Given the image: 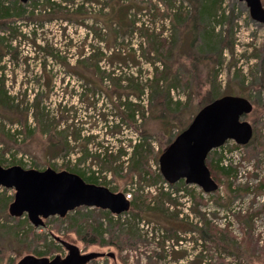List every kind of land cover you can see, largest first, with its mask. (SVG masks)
Wrapping results in <instances>:
<instances>
[{
	"label": "rangeland",
	"instance_id": "obj_1",
	"mask_svg": "<svg viewBox=\"0 0 264 264\" xmlns=\"http://www.w3.org/2000/svg\"><path fill=\"white\" fill-rule=\"evenodd\" d=\"M48 1L60 2L61 0H30L27 3L21 1L20 3L28 12H31L33 9H42ZM81 1L72 2L80 4ZM102 1L105 2V0H94L89 5V11L93 13V16L95 13H97L95 16L99 14ZM130 1L150 7L136 15L132 10L130 17L136 18L135 28L130 29V33L125 37L121 36L109 47L106 41L96 37L95 31L89 29L91 27L103 29V21L100 19L97 22L93 18L87 19L86 24L89 27L68 21H52L41 26L38 22L29 23L26 18L19 20L17 26L15 24L11 26L19 27L18 38L17 35L11 37L13 32L6 33L13 40L12 45L15 48L13 52L17 54V58L4 57L0 61V72L3 68L6 86L14 97V102L22 104L21 107L26 110V107L29 108L34 102L36 94H41V109L47 120L57 116L60 104L68 108L74 106L75 113L71 114L76 115L74 120L82 132L77 139L69 137L70 145L75 146V151L54 156L51 148L47 149V137L43 138L36 131L38 122L31 111L28 112L30 128L20 136L16 131L20 125H12L0 118V125L5 127H0L2 140L0 141V163H3L5 167L21 165L26 169L39 170L52 167L58 171L66 163L79 164L76 167L77 170L90 168L97 172L105 168L102 172L103 176H107L106 186L114 192H123L124 189H128L124 193L126 196L131 194L132 200L133 195L138 191L137 186L130 183L125 174L120 173L115 176L97 155L101 151L105 152L104 147L114 152H117L119 148H125L130 154L132 151L130 143H136L142 139L141 133L128 123H121V120L115 117L113 103L99 91L93 94L90 100L85 97L84 92L87 86L68 73L60 61H63L66 56L68 62L75 64L81 50L91 52L96 47H102L108 55H111V52L114 53L115 59L112 58L114 63L111 66L107 62L104 64L107 68L113 67L117 72L127 74L133 72L137 75L135 67L126 66V57L118 55L119 50L123 52L132 49L141 50L140 42L145 41L141 39L138 30L140 28L148 26L155 32L165 28L163 36L169 40L173 36L181 40L186 55L199 54L203 46L206 48L204 53L215 54L219 58V63L215 67L219 71L216 84L222 86V93L247 97L254 104L253 112L245 116V120L249 121L255 130L251 143L237 148V143L229 140L222 147L213 150L209 156L211 160L222 158L224 165L232 162L238 167V175L230 180L233 184L234 199L226 202V198L220 200L217 195L213 196L218 193L222 198L227 197L228 180L225 178L217 193L203 194V204L200 206L195 199L185 195L186 191L183 187L177 192L165 184L166 189L174 192V197H178L181 205L170 207L169 212L158 214L159 216L154 220L149 221L145 215L143 217L128 212L119 215L107 214V212L85 207L70 212L64 218L50 217L45 220V226L37 228L29 221L26 214L22 217L10 215L9 206L13 198L5 210L0 208L2 264L13 262L18 252L24 255L47 253L51 258L58 255L64 258L68 251L57 237L76 245L81 254L91 252L114 254V258H98L88 264H150L151 261L157 264H220L221 259H224L227 264H236L240 259L247 258L250 261L255 260L254 264H262L260 259L264 258V25L254 21L247 4L239 0H223L218 16L211 14L204 20L198 18L197 21L190 18L195 11L194 5H199L200 8L205 0H193L194 3L190 0H123V4ZM4 2L9 4L7 0ZM180 5L191 15L186 22L195 31V37L192 34L191 38L187 32L188 29L185 30L183 26L174 29L170 15L173 14L172 9ZM108 9L104 12L111 14L113 11ZM222 9L225 10V15ZM122 13L121 10L114 12L116 20L123 16ZM167 13L168 17H166ZM220 20L223 22L221 23ZM194 24H196L195 28L192 27ZM213 30L215 37L212 38ZM21 33L26 34V37H22ZM47 44H50V49L53 47L59 51V57L53 58L46 50H43ZM144 46L147 47L146 44ZM140 59L138 68L143 73L144 81L151 77L152 66L142 58ZM46 65L51 72L50 76L53 77L50 90L45 87L47 81L43 78L42 70ZM207 68L208 65L204 63L201 67L200 79L193 81L194 92L192 86L186 88L182 85L173 91V96L182 99L183 102L192 98L188 101L189 107L183 108L180 115L178 114L179 127L178 125L169 127L166 135L161 132L163 124L161 121L152 119L140 121L144 124L143 127L150 131L149 141L154 149L150 159L153 172L158 170L159 156L168 147L170 138L175 139L179 131L192 122L191 112L194 106L198 107L197 104L212 91L213 84L207 80ZM188 74L190 76V73ZM71 120L70 118L68 122L71 123ZM115 125H119L120 128L117 132H112V127L114 128ZM60 128L63 129L64 126L61 125ZM90 136H94V139L86 147V138ZM127 159L128 157H122L118 163L124 160L127 162ZM127 166L128 163L125 164V167ZM159 187L160 183L156 187H151L150 193H155ZM195 187L196 192L200 193L201 188ZM2 188L0 187V194H4L3 200L14 197L13 189ZM146 191L148 192L149 189ZM213 197L215 200H212ZM214 202L222 203V205ZM175 209L180 210L178 220L170 221L169 216L175 215ZM207 221L222 230L227 228L230 232L227 233L229 237L220 233L221 241L214 240L206 227ZM119 222L124 225V228L138 230L141 236L136 239L124 237L120 240L117 237L122 226ZM96 228L103 233V240L107 242L116 240L118 246L91 245L83 240V238H91ZM163 240L165 245L161 246ZM242 241H244V247L236 249L235 242Z\"/></svg>",
	"mask_w": 264,
	"mask_h": 264
},
{
	"label": "trees",
	"instance_id": "obj_2",
	"mask_svg": "<svg viewBox=\"0 0 264 264\" xmlns=\"http://www.w3.org/2000/svg\"><path fill=\"white\" fill-rule=\"evenodd\" d=\"M72 1L74 0H61L60 2L48 1L42 9H33L31 12H28L20 3V1L13 2L7 0V3L9 4H6L4 0H0V61H2L6 56L17 58V54L13 52V50H15L12 45L13 40L9 38L6 33L7 31L8 33L13 32L11 37L17 35L16 37L18 38L17 33H19V27L16 26L18 21L23 18H26L29 23L38 22L41 24V26L52 21H68L88 26L86 24L87 19L93 18L96 20V22L100 19L103 21V29H95L91 26L89 29L95 31V34L97 35L96 37L106 41L107 47H109L121 36L125 37L128 33H130V29L133 30L135 28L137 21L136 18L130 17L132 10L135 11L134 15H136L138 12L145 11L148 9V7H150H146L140 3H134L131 1V3L128 2L123 4V0H113L114 2L112 0H105V2L102 1L99 14L95 16V14H97L95 13L94 17L93 13L89 11V5H91L94 0H82L80 4ZM190 1L194 3L193 0ZM262 2L264 5L263 0ZM222 3L223 0H205L200 8L199 5H194L195 11L192 12V16L189 15V11H185V8H183L181 5L178 7L175 6L172 9L173 14L170 15L173 20L174 29L183 26L185 27V30L188 29L187 32L190 34L189 36H191V38L192 34L195 37V31L190 28L191 26L186 22L187 18L191 16L190 18H193V20L197 21L198 18L200 20H204L205 17L211 14L218 16V12H220L222 8ZM107 8H109V11L112 10L113 12H111V14L104 12ZM118 10L123 12V16H121L119 20H116L114 12ZM222 11H224L223 15H225V10L222 9ZM166 17H168V13ZM224 17L223 19H225ZM220 22L222 23L223 21L220 20ZM13 24L16 26L11 27ZM192 27L195 28L196 24H194ZM103 30H105V32ZM138 30L140 31V36L142 37L141 39L145 41L140 42L141 50L138 51L132 49L128 52H123L122 50H119L120 52L118 51L119 56L126 57V66L131 65L137 69V75H135L133 72L129 74L125 72H117L113 67L111 69L107 68L104 64L107 62L111 66L114 63L112 61V58H114V53L111 52L112 54L108 55L102 47H96L92 49L91 52H85L84 50H81L75 64L68 62L66 56H64V60L60 61V63L68 73L77 77L82 81L83 84H85V86H87V90L84 92L85 97H88L90 100L93 98L92 95L99 91L102 95H105L108 100L111 101V103H113L114 113L116 115L115 117L120 119L121 123L126 122L134 127L136 131L141 133L142 139L136 141V143H130L132 149L130 154L125 150V148H119L117 152H114L113 150L111 151L109 148L104 147L105 152L102 153L101 149L99 148L101 152H99L97 156L100 157V160L104 162L106 165L105 167L108 168L109 171H113L115 176L120 173L125 174L127 180H129L133 185L137 186L136 189L138 191H136L133 195L131 200V208L128 213L141 215L143 217L145 215L150 221L154 220V218L159 216L158 214L160 213L169 212L170 207L181 205L178 201V197H174V192L167 190V186H164L165 184H167L170 189H174L177 192H179L183 187L186 191L185 195L195 199L197 205L199 206L203 204V194L205 192L201 190L200 193H197V188L195 186L187 185L184 180H181L175 184L168 183L163 178L159 167L158 170L153 172L150 159L154 153V149L152 143L149 141L150 131L148 128H144V124H142L140 121L143 122L148 119L161 121L163 123L161 132L164 134L167 133L169 127H175L176 125L179 127L178 114L180 115V112L183 108L189 107L188 101H190L192 98H189L183 102L182 99H177L173 96V91L175 88H178L182 85L186 88L192 86L194 92L195 89L193 81L200 79V72L202 70L201 67L204 65V63L208 65L207 80L213 84V88L210 92L211 94H207V96H205L204 99L198 103L199 105L197 104L198 107L194 106L193 110L190 106V109L193 110L191 112L193 115L192 118H194L198 111L204 106L227 93H222V86H218L216 84L219 71L215 67L219 63V58L215 54H210V56L208 53H204L203 51L206 49L204 46L201 48L199 54L192 53L186 55V50L184 49L183 44H181V40H178L175 38V36H173L171 40L163 36L164 31H166L165 28H162L160 32H155L148 26ZM214 33L215 32L213 30L211 33L212 38L215 37ZM34 34H36V32ZM89 34L91 35V32H89ZM21 36L26 37V34L21 33ZM145 44L147 47L144 46ZM43 50H46L53 58L59 57V51L55 50L53 47L50 49V44L44 46ZM140 58L152 66L151 77L145 79L144 81L142 78L143 73L138 68L139 61L141 60ZM42 71L44 81H47L45 87L50 90L53 85V77L50 76L51 72L48 70L47 65L44 66ZM188 73H190V76ZM21 106L22 104H16L14 102V97L11 96L9 90L7 89L5 74L3 73V68H1L0 118L7 120L12 125H20V127H18L16 130L20 136L25 132V130L30 128L28 125V112L31 111L38 122L36 131H38V133L43 138L47 137V149H49V147L51 148L53 151L52 155H63L75 151V146L71 147L70 145L69 137H74L77 139L79 136H81L82 129L77 126L74 120L76 115L71 114L75 113L74 106H70V108H68L67 106L63 107L60 104L58 106V117L54 116L52 120H47V118L45 119V114L43 109H41V94H36L34 102L29 108L26 107V110H24L25 108ZM70 118L72 119L71 123L68 122ZM61 125L64 126L63 129L60 128ZM188 125L183 127L179 133L182 130H185ZM0 127L3 126L0 125ZM119 128V125H115L114 128L112 127V132H117ZM142 128H144V130H142ZM93 139L94 136L87 137L85 146L87 147L90 144V141ZM173 140L174 139L170 138L169 144ZM0 141L2 140L0 139ZM236 147L239 148L242 147V145L237 144ZM45 149L46 147L44 148V151ZM212 152H210V154ZM210 154L207 158V165L211 171L213 179L218 183L219 189L222 186L223 178L227 179V190H229V193L227 192V197L222 198V196L218 195L217 192V194L213 196L217 195L220 200L226 198V202H229L234 199L232 194L234 191L233 184L230 180L238 175V167L234 166L232 162L229 165H224L222 158L211 160L209 158ZM122 157H128V161L126 162L124 160L118 163ZM126 163H128L127 167H125ZM78 165L79 164L73 165L71 163H66L60 170L75 172L81 175L87 182L106 186L107 176H103L102 172L105 170V168H102L97 172L90 168H88V170H77L76 167H78ZM158 183H160L159 189H156L155 193H150V191H152L151 187H156ZM145 184L147 186H145ZM146 189H149V191L147 192ZM127 191L128 189H124L123 193H126ZM140 191L142 193H140ZM3 196L4 194H0V208L5 210L6 206L12 202L14 197L10 198V200H3ZM212 200H215V198L213 197ZM214 203L217 205H222V203L219 202ZM94 209L99 210L100 212H107V214H111L110 211L99 208ZM179 212L180 210L175 209V215L169 216V220H178ZM119 224L121 223L119 222ZM123 226L124 225L120 227L121 232L117 236L120 240H122L124 237H132L136 239L141 236L138 230L133 231V228H124ZM206 227L209 229V234L212 235L214 240L217 239V241H221L220 233H223L226 237H229L227 233L230 232L227 230V228L222 230L208 221L206 222ZM102 235L103 233L96 228L94 235H92L91 238H83V240L91 245L111 247L118 246V242L116 240L107 242L102 239ZM235 244V246H237L236 249L239 247H244V241L241 243L235 242ZM160 245H165L164 240ZM24 256H26L24 253L18 252L17 258L13 260V262H10V264H17ZM35 256L48 257V254L39 253ZM2 261L3 259L0 256V264H2ZM260 261V263L264 264V258L260 259ZM254 262L255 260L250 261V259L247 258L244 260L240 259V261L236 264H254ZM152 263L157 264V262L151 261L150 264ZM220 264L227 263L224 259H221Z\"/></svg>",
	"mask_w": 264,
	"mask_h": 264
},
{
	"label": "water",
	"instance_id": "obj_3",
	"mask_svg": "<svg viewBox=\"0 0 264 264\" xmlns=\"http://www.w3.org/2000/svg\"><path fill=\"white\" fill-rule=\"evenodd\" d=\"M239 1L247 4L254 21L264 25L262 0ZM253 108L249 98L239 95H223L204 106L160 154L159 169L163 178L170 184L184 180L205 193L216 192L219 185L207 165L208 155L229 140L243 146L252 141L254 128L245 116ZM0 187L15 191L10 215L26 214L37 228L45 226V220L50 217L64 218L80 207L99 208L113 214H122L131 208V201L123 192H114L107 186L87 182L75 172L52 167L39 170L21 165L5 167L0 163ZM57 240L68 251L64 258L26 255L17 264H88L106 256L114 258L113 253L81 254L76 245L58 237Z\"/></svg>",
	"mask_w": 264,
	"mask_h": 264
},
{
	"label": "built area",
	"instance_id": "obj_4",
	"mask_svg": "<svg viewBox=\"0 0 264 264\" xmlns=\"http://www.w3.org/2000/svg\"><path fill=\"white\" fill-rule=\"evenodd\" d=\"M131 197H132L131 194H128V195L126 196L127 199H131ZM148 226H149V224H148Z\"/></svg>",
	"mask_w": 264,
	"mask_h": 264
},
{
	"label": "bare ground",
	"instance_id": "obj_5",
	"mask_svg": "<svg viewBox=\"0 0 264 264\" xmlns=\"http://www.w3.org/2000/svg\"><path fill=\"white\" fill-rule=\"evenodd\" d=\"M156 24V23H155ZM18 155V154H17ZM20 156V155H19ZM30 158V157H29ZM23 159V158H22ZM134 194V193H133Z\"/></svg>",
	"mask_w": 264,
	"mask_h": 264
}]
</instances>
